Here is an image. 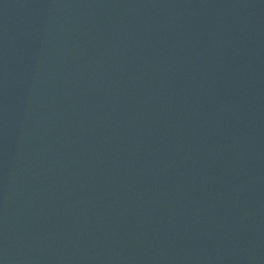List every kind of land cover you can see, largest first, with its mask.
I'll return each instance as SVG.
<instances>
[{"label":"water","instance_id":"1","mask_svg":"<svg viewBox=\"0 0 264 264\" xmlns=\"http://www.w3.org/2000/svg\"><path fill=\"white\" fill-rule=\"evenodd\" d=\"M0 264H264V0H0Z\"/></svg>","mask_w":264,"mask_h":264}]
</instances>
